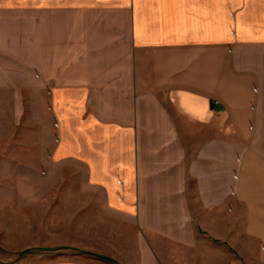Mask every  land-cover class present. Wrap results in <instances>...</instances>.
Masks as SVG:
<instances>
[{"label": "crops", "instance_id": "crops-1", "mask_svg": "<svg viewBox=\"0 0 264 264\" xmlns=\"http://www.w3.org/2000/svg\"><path fill=\"white\" fill-rule=\"evenodd\" d=\"M28 88L48 90L52 165L85 174V247L44 264L264 244V0H0V101Z\"/></svg>", "mask_w": 264, "mask_h": 264}, {"label": "rangeland", "instance_id": "rangeland-1", "mask_svg": "<svg viewBox=\"0 0 264 264\" xmlns=\"http://www.w3.org/2000/svg\"><path fill=\"white\" fill-rule=\"evenodd\" d=\"M47 95L48 90L28 88L20 102L13 100L12 109L0 101V264L66 260L75 244L85 247L84 238H72L69 231L79 224L85 174L51 163L56 123ZM236 241L200 235L189 264H264L258 238Z\"/></svg>", "mask_w": 264, "mask_h": 264}]
</instances>
